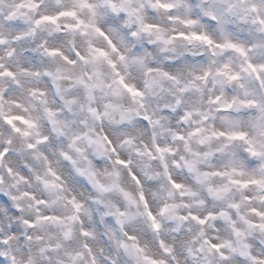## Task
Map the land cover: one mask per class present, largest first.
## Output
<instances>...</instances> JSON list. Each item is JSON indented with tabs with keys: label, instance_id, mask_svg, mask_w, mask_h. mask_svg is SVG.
I'll return each mask as SVG.
<instances>
[{
	"label": "clouds",
	"instance_id": "clouds-1",
	"mask_svg": "<svg viewBox=\"0 0 264 264\" xmlns=\"http://www.w3.org/2000/svg\"><path fill=\"white\" fill-rule=\"evenodd\" d=\"M0 264H264V0H0Z\"/></svg>",
	"mask_w": 264,
	"mask_h": 264
}]
</instances>
